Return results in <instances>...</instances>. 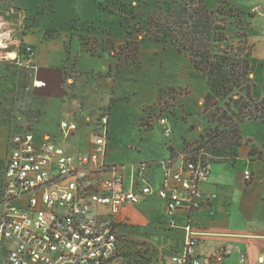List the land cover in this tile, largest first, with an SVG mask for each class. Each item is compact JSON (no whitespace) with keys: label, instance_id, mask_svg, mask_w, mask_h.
<instances>
[{"label":"crops","instance_id":"1","mask_svg":"<svg viewBox=\"0 0 264 264\" xmlns=\"http://www.w3.org/2000/svg\"><path fill=\"white\" fill-rule=\"evenodd\" d=\"M229 1L234 7L253 15L248 29V43L253 46L249 77L252 97L261 100L264 96V0ZM17 2L24 12L37 13L42 11L44 0ZM53 3L54 7L46 8V13L52 17L44 24L37 22L28 26L24 35L25 42L35 49L32 82L47 83L46 87L33 88L35 94L45 98L35 124L36 137L50 136L71 150H88L97 118L101 110L107 109L111 114L109 162L125 166L129 180L134 173L131 166L148 164L146 174L150 182L161 183L164 175L159 163L174 159V167L179 166V154L187 148L185 139L195 138L200 132L197 122L203 120V108L201 120L196 121L197 129H190V117L189 123L182 118L175 124L170 121L173 140L155 145V133L162 129L157 125L146 130L140 126V118L143 104L160 96L159 87L154 85L151 90L141 91L144 88L140 89L139 84L127 80L125 75H117L116 69L111 71L110 58L82 51L76 37L72 39L68 33H46L47 29L73 17L91 19V15L96 16L99 13L96 0H56ZM61 16L66 17L62 19ZM205 94L198 99L201 106ZM193 95L178 98L189 100ZM62 121L76 123L78 131L72 137L64 138L59 127ZM240 130L243 144L236 163L211 164V175L202 184L205 194L217 195L212 206H205L193 215L179 213L178 226L172 229L166 223L165 204L151 198L122 212L119 234L129 242L144 245L151 255L169 256L183 249L190 236L185 228L190 226L201 257L229 251L224 258L225 264H239L242 255L246 257L245 264H258V258L264 257V122L245 121ZM119 138L130 144L129 149L115 148L114 141ZM4 141L2 139L0 143ZM245 171H250V180L245 179ZM124 225L132 226L133 230L122 232ZM141 235H145L144 238ZM0 252L5 255V251L0 249Z\"/></svg>","mask_w":264,"mask_h":264},{"label":"built area","instance_id":"2","mask_svg":"<svg viewBox=\"0 0 264 264\" xmlns=\"http://www.w3.org/2000/svg\"><path fill=\"white\" fill-rule=\"evenodd\" d=\"M17 13L11 8L0 11V63L33 69L35 49L24 40L25 24L14 21ZM19 18L25 20L20 13ZM46 84L35 81L32 89ZM109 123L110 113L100 112L88 150H71L50 136L37 138L30 129L12 136L0 179L4 264H225L229 251L205 258L198 254L190 226L185 228L190 236L183 249L169 256L151 255L144 245L119 234L122 212L151 198L165 204L166 223L173 229L179 213L193 215L212 206L217 195L202 190L212 172L202 149L181 151L178 167L174 159L161 161L164 176L159 184L150 182L145 163L131 166L134 173L127 179L126 167L108 160ZM151 123L148 119L141 127L149 130ZM157 125L166 138L172 137L167 116H160ZM59 127L64 138L79 129L69 121ZM245 179H251L250 171H245ZM245 262L242 255L239 264ZM257 263L264 264V257Z\"/></svg>","mask_w":264,"mask_h":264},{"label":"rangeland","instance_id":"3","mask_svg":"<svg viewBox=\"0 0 264 264\" xmlns=\"http://www.w3.org/2000/svg\"><path fill=\"white\" fill-rule=\"evenodd\" d=\"M169 1L172 0H96V6L99 9L96 16L92 17L91 15V19L86 16L84 17L87 19L73 17L69 21L67 20L68 22H61V25L47 29L46 33L51 35L68 33L72 39L76 37L82 51L90 54L93 52L94 56L110 58L111 71L116 69L117 75L127 76V80L139 84L140 89L144 88L141 91L151 90L154 85L159 87L160 96L155 101L143 104L141 108L140 126L150 119L152 123L149 125V129L151 130L157 126V120L162 115L167 116L174 124L181 118L189 123L191 118L192 123L189 124L192 127L190 129L193 131L197 129L198 125L200 128V132L195 138L185 139L184 146L187 147V151H191L207 139L204 130L207 126L205 117L202 122L199 121L198 125L196 124L203 108V105L198 104V99L203 93L207 94L208 92L206 77L192 67L186 53H179L171 44L165 45L148 39L145 34L138 32L139 26H137L138 22L143 24V21L148 20L153 13L163 12L165 16L166 7L162 9L161 6ZM53 2L56 3V0H44L41 5V7L43 6L42 11L35 13L32 10L24 12L17 0H0V11L7 8L19 11L25 20L21 21L19 13H17L13 17L14 21L18 24L24 23L26 29H29L28 26L37 22L44 24L52 17L46 13V8L54 7ZM206 2L212 10L222 4L226 8L237 9L242 13L241 18L247 24L253 17L252 13L234 7L229 0H206ZM160 8L161 10H159ZM64 17L66 16H61L62 19ZM238 32L240 31L235 28L229 30L230 35H235ZM240 33L246 34L248 37L247 28ZM179 54H183V56ZM32 87V69L7 62L0 63V140H6L2 144L0 143V179L9 158L12 136L23 129L34 131L35 124L39 119L40 108H42L41 105L45 98L35 94ZM192 93L194 95L189 100L178 98L180 95L187 97ZM215 107L216 105H212L210 115L215 114L216 117H219L223 111H226V119L223 121L227 125L237 123L238 119L231 114L236 112L234 110L237 108L232 106L230 110H227L224 105L220 104L222 111L218 112ZM102 111L110 113L107 109ZM155 134H157L155 145H164L173 140V137L166 138L160 129ZM153 135L154 133H152ZM140 142L139 139L138 144ZM129 145L128 142L120 138L114 141L115 148L121 151L129 149ZM136 229L134 230L136 231ZM130 230H133L132 226L125 227L124 225L121 229L125 233ZM144 236L140 237L144 238ZM132 243L138 244L133 241ZM134 244L130 246L131 250H135ZM4 259L5 255L0 252V264H4ZM147 263L150 262L144 264Z\"/></svg>","mask_w":264,"mask_h":264},{"label":"trees","instance_id":"4","mask_svg":"<svg viewBox=\"0 0 264 264\" xmlns=\"http://www.w3.org/2000/svg\"><path fill=\"white\" fill-rule=\"evenodd\" d=\"M164 7L165 16L163 12L153 13L143 24L138 22V32L186 53L192 67L206 77L208 92L202 107L207 139L195 150L202 149L209 164H235L243 144L241 124L252 120L264 122V96L255 100L251 95L253 46L248 43L247 35L240 33L249 29L250 23L243 21L237 9L222 4L212 10L206 0H172L161 6ZM233 27L240 32L230 35ZM212 102L218 112L222 111L220 104L227 110L232 106L237 108L231 113L238 119L237 123L227 125L223 121L226 111L219 117L210 115Z\"/></svg>","mask_w":264,"mask_h":264}]
</instances>
